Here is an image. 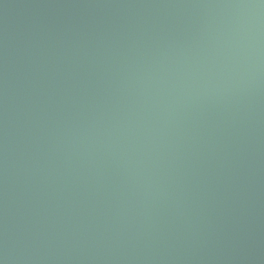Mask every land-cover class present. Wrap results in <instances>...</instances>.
Wrapping results in <instances>:
<instances>
[{
	"label": "water",
	"instance_id": "95a60500",
	"mask_svg": "<svg viewBox=\"0 0 264 264\" xmlns=\"http://www.w3.org/2000/svg\"><path fill=\"white\" fill-rule=\"evenodd\" d=\"M0 264H264V0H0Z\"/></svg>",
	"mask_w": 264,
	"mask_h": 264
}]
</instances>
